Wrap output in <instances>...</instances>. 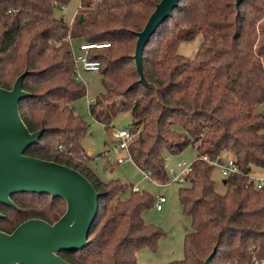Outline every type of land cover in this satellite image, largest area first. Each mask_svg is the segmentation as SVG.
Listing matches in <instances>:
<instances>
[{
  "label": "trees",
  "instance_id": "1",
  "mask_svg": "<svg viewBox=\"0 0 264 264\" xmlns=\"http://www.w3.org/2000/svg\"><path fill=\"white\" fill-rule=\"evenodd\" d=\"M71 1L0 0V87L11 90L28 70L23 88L30 96L20 101L19 112L31 133L43 130L26 154L79 171L99 193L88 246L60 256L71 264H139L137 254L156 251L163 236L143 217L156 204L151 195L120 180L102 182L89 168L82 146L89 126L73 108L86 95L76 79L72 50L79 40L111 44L90 54L101 64L104 87L90 114L109 128L119 115L130 113L136 138L129 152L141 171L168 180L166 154L196 148L193 171L179 191L184 215L191 219L185 258L169 264H205L214 252L211 264L264 259V188L248 180L264 169V0H243L238 8L236 0H180L144 50L149 85L140 82L133 58L136 33L161 0H80L69 24L55 12ZM199 35L203 44L196 57L181 56L180 44ZM224 154L235 158L242 173L224 179L220 193L215 167L199 158L222 161ZM63 202L53 199L51 210L33 218L54 225L66 212ZM14 203L0 205L18 215L13 224L1 212L0 231L8 234L27 220L19 211L22 202Z\"/></svg>",
  "mask_w": 264,
  "mask_h": 264
},
{
  "label": "water",
  "instance_id": "2",
  "mask_svg": "<svg viewBox=\"0 0 264 264\" xmlns=\"http://www.w3.org/2000/svg\"><path fill=\"white\" fill-rule=\"evenodd\" d=\"M242 1L236 0L237 8ZM179 3L180 0H161L144 29L136 33L133 58L140 82L145 85L149 83L143 69L144 50ZM83 21L81 17L79 23ZM28 74V70L20 74L11 90L0 87V205L16 207L11 198L28 193L61 198L67 209L54 225L32 219L11 234L0 231V264H71L60 253L78 252L88 246L89 233L98 215L99 193L79 171L26 154L43 133H31L19 112L20 101L30 96L23 88ZM3 217L0 212V219ZM214 253L205 264H211Z\"/></svg>",
  "mask_w": 264,
  "mask_h": 264
},
{
  "label": "rangeland",
  "instance_id": "3",
  "mask_svg": "<svg viewBox=\"0 0 264 264\" xmlns=\"http://www.w3.org/2000/svg\"><path fill=\"white\" fill-rule=\"evenodd\" d=\"M80 0H72L66 7L57 9L55 16L69 23L74 20L78 14ZM76 19V18H75ZM73 22V23H74ZM70 24V23H69ZM81 44L79 40L72 42L73 50L78 52V46ZM203 44V36L199 35L191 42H183L180 44L178 53L188 59H194ZM81 81L86 87V95L73 103L75 113L89 126V132L82 141L85 153L89 156V168L105 183L120 180L129 188L138 187L140 192L151 195L156 201L159 196H164L167 202L164 204V210L158 212L155 206L146 210L143 214L145 221L159 228L163 236L160 238L156 251L144 249L137 254V262L139 264H169L176 261H182L185 258L184 241L185 236L191 231V219L184 215L183 207L179 197L181 187L186 184H170L160 186L157 183L146 180L143 172L131 161L124 164H118L119 158L128 159V153L117 148L118 143L113 138L115 131L130 129L132 125V117L130 113L119 115L108 128L106 125L98 122L90 114V104L99 95L104 93L102 77L100 73L80 72ZM225 156L227 154H224ZM197 159V151L193 146L187 147L183 153L179 155H167L166 164L167 171L173 169L176 171L180 162H193ZM256 172L260 174H256ZM254 176H264V169H258L253 172ZM159 183L166 184L168 180L155 178ZM213 179L216 182V189L220 193L225 192L223 185L224 178L220 171L215 169ZM129 191L123 193L120 198L126 199ZM13 201H20L24 205L23 211L27 220L34 219L37 212L42 210H51L53 198L49 196H34L29 194L16 195ZM67 209V204H63ZM8 207L3 206L0 212L6 215L8 221H17V212L8 211ZM3 226V224H0ZM14 231V229H13ZM6 233V232H5Z\"/></svg>",
  "mask_w": 264,
  "mask_h": 264
},
{
  "label": "built area",
  "instance_id": "4",
  "mask_svg": "<svg viewBox=\"0 0 264 264\" xmlns=\"http://www.w3.org/2000/svg\"><path fill=\"white\" fill-rule=\"evenodd\" d=\"M77 16V15H76ZM76 18V17H75ZM111 46L110 43H101V44H91V43H81L78 46V52L74 55V63L76 68V79L81 81L80 72H91V73H99L101 64L99 61L92 60L90 58V54L92 50L109 48ZM95 103V100L91 102V104ZM90 104V105H91ZM114 140L118 143V149L121 151H126L128 153V159L119 158L118 164H124L126 161L133 162V159L129 152V145L136 138V134H134L131 129H124L115 131L113 133ZM200 160L207 162L210 166L215 167L220 171L221 176L226 179L233 175H240L242 173L237 161L233 157H228L225 160H211L208 156H202L199 158ZM134 163V162H133ZM193 162H180L177 165L176 171L173 169L169 170V178L166 184L159 183L150 171H142L144 174V178L146 180L157 183L160 186H166L170 184H185L189 175L193 171ZM165 169L167 171L168 165L165 163ZM168 172V171H167ZM249 182H252L257 189L264 188V176H254L250 175L248 177ZM134 191H139L138 187H134ZM167 202L164 196H159L156 200L155 208L158 212L163 210L164 204ZM250 264H264V259L258 260L254 258Z\"/></svg>",
  "mask_w": 264,
  "mask_h": 264
},
{
  "label": "crops",
  "instance_id": "5",
  "mask_svg": "<svg viewBox=\"0 0 264 264\" xmlns=\"http://www.w3.org/2000/svg\"><path fill=\"white\" fill-rule=\"evenodd\" d=\"M74 20H75V18H74ZM73 22H74V21H73V20H71L69 23H70V24H72ZM117 148H118V146H117ZM228 157H232V156H231V155H229V154H228V155H226V156H225V155H223V160H225V159H226V158H228ZM256 174H260V173L256 172ZM134 187H135V186H134ZM163 210H164V208H163ZM163 210H162V211H163ZM160 212H161V211H160Z\"/></svg>",
  "mask_w": 264,
  "mask_h": 264
},
{
  "label": "flooded vegetation",
  "instance_id": "6",
  "mask_svg": "<svg viewBox=\"0 0 264 264\" xmlns=\"http://www.w3.org/2000/svg\"><path fill=\"white\" fill-rule=\"evenodd\" d=\"M12 198H13V197H12ZM12 198H11V199H12ZM12 201H13V200H12Z\"/></svg>",
  "mask_w": 264,
  "mask_h": 264
}]
</instances>
